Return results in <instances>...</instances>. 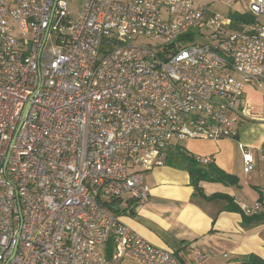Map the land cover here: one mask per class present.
Listing matches in <instances>:
<instances>
[{
  "label": "built area",
  "instance_id": "obj_1",
  "mask_svg": "<svg viewBox=\"0 0 264 264\" xmlns=\"http://www.w3.org/2000/svg\"><path fill=\"white\" fill-rule=\"evenodd\" d=\"M247 14L235 29L193 0H86L73 20L61 0H0V264H183L113 208L147 201L141 173L175 144L264 123L243 94L264 88V0Z\"/></svg>",
  "mask_w": 264,
  "mask_h": 264
},
{
  "label": "crops",
  "instance_id": "obj_2",
  "mask_svg": "<svg viewBox=\"0 0 264 264\" xmlns=\"http://www.w3.org/2000/svg\"><path fill=\"white\" fill-rule=\"evenodd\" d=\"M240 125L234 140H190L184 147L177 145V151L209 158L210 164L235 177L234 185L204 182L201 188L205 197L232 198L241 212L225 210L222 199L206 200L191 186L187 171L165 163L142 171L149 190L144 204L129 197L116 203L113 212L119 221L151 245L175 252L183 264H236L248 255L264 260V123ZM244 150L254 160L249 173L244 172ZM255 206H260L258 213L245 212ZM99 251L111 258L112 243L101 245ZM121 264L139 263L127 258Z\"/></svg>",
  "mask_w": 264,
  "mask_h": 264
},
{
  "label": "trees",
  "instance_id": "obj_3",
  "mask_svg": "<svg viewBox=\"0 0 264 264\" xmlns=\"http://www.w3.org/2000/svg\"><path fill=\"white\" fill-rule=\"evenodd\" d=\"M229 17L232 19L233 28L235 29L243 23H253L255 21L254 17L246 13H232ZM165 163L187 171L190 177L191 186H193L197 194L203 196L206 200L222 199L226 203L225 210L241 212V209L234 203L232 198L220 194L205 197L201 188V183L204 182L223 183L226 186L234 185L237 182L235 177L226 175L213 164L208 163L203 165L198 157H193L181 149L177 151V147L170 151L165 159ZM236 264H264V260L255 255H248L238 259Z\"/></svg>",
  "mask_w": 264,
  "mask_h": 264
},
{
  "label": "rangeland",
  "instance_id": "obj_4",
  "mask_svg": "<svg viewBox=\"0 0 264 264\" xmlns=\"http://www.w3.org/2000/svg\"><path fill=\"white\" fill-rule=\"evenodd\" d=\"M196 5L208 6L216 13L223 15H230L232 13L245 14L248 10L250 0H193ZM65 5V11L70 19L76 20L86 3V0H61ZM258 23L264 24V17L256 19ZM198 43L204 42L200 37L197 39ZM48 43L47 46H49ZM243 94L245 100L254 109V112H259L264 107V88L245 87ZM241 126V125H240ZM184 147V142L179 143ZM177 147L175 144L174 148Z\"/></svg>",
  "mask_w": 264,
  "mask_h": 264
},
{
  "label": "water",
  "instance_id": "obj_5",
  "mask_svg": "<svg viewBox=\"0 0 264 264\" xmlns=\"http://www.w3.org/2000/svg\"><path fill=\"white\" fill-rule=\"evenodd\" d=\"M12 258V257H11Z\"/></svg>",
  "mask_w": 264,
  "mask_h": 264
}]
</instances>
